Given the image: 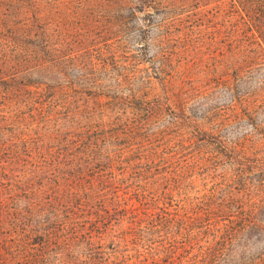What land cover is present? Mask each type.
<instances>
[{
    "label": "rangeland",
    "instance_id": "obj_1",
    "mask_svg": "<svg viewBox=\"0 0 264 264\" xmlns=\"http://www.w3.org/2000/svg\"><path fill=\"white\" fill-rule=\"evenodd\" d=\"M0 12L25 23L50 57L89 62L70 66L59 82L68 88L52 92L31 70L10 91L13 71L0 62V132L16 129L23 160L12 179L50 198L60 186L31 163L53 153L66 174L72 153L89 181L75 203L84 213L72 219L74 264L184 259L193 250H169L185 212L235 187L238 162L264 174L249 165L264 161V0H0ZM236 140L234 158L219 143Z\"/></svg>",
    "mask_w": 264,
    "mask_h": 264
},
{
    "label": "trees",
    "instance_id": "obj_2",
    "mask_svg": "<svg viewBox=\"0 0 264 264\" xmlns=\"http://www.w3.org/2000/svg\"><path fill=\"white\" fill-rule=\"evenodd\" d=\"M139 1L146 4L156 0ZM6 16L5 12H0V62L13 71L5 80L12 87H8L10 91L17 90L21 75L28 70L45 76L47 84H40L44 86V91L52 92L57 88H68L59 82L60 76L66 75L70 66L88 68L89 62L85 57L58 60L57 57H50L46 42L30 41L29 35L24 32L27 29L22 28L25 23L20 25L12 20L6 23ZM84 30L91 31L88 28ZM68 38L63 34V39ZM7 128L0 132V195L8 194L7 199H0V264H74L77 258L70 255V249L71 243L78 239L75 235L78 221L72 219L84 213L86 205L80 203L76 206L75 203L79 190L85 182H89L85 174L77 175V168L80 169L82 164H78L77 157L70 153L65 163L71 171L65 174L60 171L62 167H58L57 156L53 153L47 161L44 155V160L32 162L34 172L38 171L39 176L45 172L48 180L60 186L57 193L50 189L48 198L49 191H43L42 185L36 189L33 181L19 183L12 179L15 178L14 165L23 160L20 146L15 145L17 135L13 134L17 131L11 129L15 132L11 133ZM219 129L208 133L214 136L219 134ZM219 144L235 158L242 153L244 142L236 140L229 145L220 141ZM39 148L43 150V145ZM249 165L264 173V161H251ZM236 172V179H233L235 187L228 184V188L222 189L221 193H213L198 208L185 212L181 222L184 234L181 241L170 243V257H173L175 247L182 250L181 253L193 251L184 259L175 261L170 258L168 264H264V174L252 173L247 164L240 162ZM6 180L11 182L8 187L4 186ZM62 180L64 183L60 182ZM89 188L95 190L93 184ZM84 197L92 200L93 194H85ZM118 204L120 201L115 206ZM87 243L91 245L89 241ZM90 254V260L94 259V251ZM101 259L104 261L102 264H122L103 256Z\"/></svg>",
    "mask_w": 264,
    "mask_h": 264
}]
</instances>
